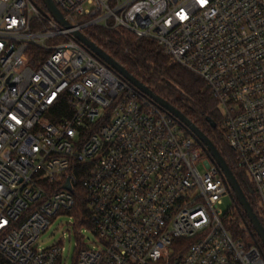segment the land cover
Masks as SVG:
<instances>
[{
	"label": "built area",
	"instance_id": "built-area-1",
	"mask_svg": "<svg viewBox=\"0 0 264 264\" xmlns=\"http://www.w3.org/2000/svg\"><path fill=\"white\" fill-rule=\"evenodd\" d=\"M53 2L69 27L0 0V264H67L38 243L61 215L74 264H264L262 243L227 229L241 215L219 209L229 186L202 147L76 39L124 30L200 78L264 221V0Z\"/></svg>",
	"mask_w": 264,
	"mask_h": 264
},
{
	"label": "trees",
	"instance_id": "trees-1",
	"mask_svg": "<svg viewBox=\"0 0 264 264\" xmlns=\"http://www.w3.org/2000/svg\"><path fill=\"white\" fill-rule=\"evenodd\" d=\"M33 1L44 10L46 9L42 0ZM84 34L132 76L181 111L210 138L234 173L254 212L264 225L256 201L247 193L243 170L239 167L235 154L228 145L225 131L221 126L222 118L217 109V103L205 83L176 64L172 58L166 56L153 41L138 40L133 34L124 30L90 28ZM210 121L214 122L215 125L213 126ZM186 133L189 135L187 131ZM76 198L77 207L72 213L75 217V230L91 229L89 223L90 210L83 196V191L78 190ZM233 202L236 204L235 210L238 211L239 205L235 200ZM242 214L243 216L239 217V214L236 213L235 219L227 225V229L235 238H241L246 242L256 241L261 243L256 234L250 236L249 232L251 233L253 230L251 226L246 225L248 219L243 212Z\"/></svg>",
	"mask_w": 264,
	"mask_h": 264
},
{
	"label": "water",
	"instance_id": "water-1",
	"mask_svg": "<svg viewBox=\"0 0 264 264\" xmlns=\"http://www.w3.org/2000/svg\"><path fill=\"white\" fill-rule=\"evenodd\" d=\"M49 15L54 18L58 23L64 27H69V23L64 18L62 12L54 4L53 0H42ZM76 39L88 50L92 55L104 62L109 68L114 70L120 77L126 80L133 88L147 97L152 103L157 105L163 111L172 116L175 121L186 130L194 140L202 147L205 153L210 157L212 162L222 172L226 183L229 186V192L231 197L239 205V213L243 216L242 212L246 215L248 222L247 226H251L253 232L252 235L256 234L260 242L264 246V226L260 222L258 216L254 212L247 196L242 189L240 183L236 179L234 173L230 169L229 165L222 157L214 143L208 138L198 127H196L181 111L175 108L168 101L162 97L156 95L148 86L144 85L137 78L132 76L123 66L115 61L110 55L104 52L101 48L90 41L83 33H76ZM214 126V122L210 121ZM67 188L70 190L71 187L68 184Z\"/></svg>",
	"mask_w": 264,
	"mask_h": 264
},
{
	"label": "rangeland",
	"instance_id": "rangeland-1",
	"mask_svg": "<svg viewBox=\"0 0 264 264\" xmlns=\"http://www.w3.org/2000/svg\"><path fill=\"white\" fill-rule=\"evenodd\" d=\"M199 169L203 172V167L200 166ZM246 188L251 192L252 185L249 181H246ZM232 198L227 195L222 198V203L219 205V209L226 214L233 206ZM73 223L74 221L68 215H61L52 221L49 229L43 233L38 241L39 248H49L54 244L61 243L64 246V260L67 261V264H74V257L76 252V242L79 239L76 235L73 234L72 239H69L67 224ZM83 236L85 237L83 242L87 244L88 247L92 248L96 245V237L92 234L91 231L86 228H82ZM65 234V235H64ZM66 237V238H65ZM65 238V239H64Z\"/></svg>",
	"mask_w": 264,
	"mask_h": 264
},
{
	"label": "snow or ice",
	"instance_id": "snow-or-ice-1",
	"mask_svg": "<svg viewBox=\"0 0 264 264\" xmlns=\"http://www.w3.org/2000/svg\"><path fill=\"white\" fill-rule=\"evenodd\" d=\"M201 2L203 3V2H204V0H201Z\"/></svg>",
	"mask_w": 264,
	"mask_h": 264
}]
</instances>
